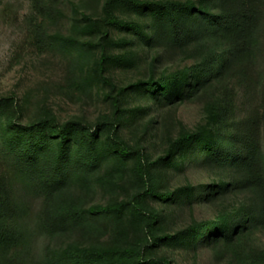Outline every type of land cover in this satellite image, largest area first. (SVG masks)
Segmentation results:
<instances>
[{
    "label": "trees",
    "instance_id": "1",
    "mask_svg": "<svg viewBox=\"0 0 264 264\" xmlns=\"http://www.w3.org/2000/svg\"><path fill=\"white\" fill-rule=\"evenodd\" d=\"M62 1L33 3L49 23L64 17ZM100 4L89 13L73 3L69 34L39 24L37 38L76 53L77 87L102 94L108 112L63 119L43 105L25 119L14 96L0 98V264H22L34 233L23 195L40 200L34 228L57 245L44 264H178V253L206 247L224 264H264L254 241L264 233V123L235 122L216 104L194 130L159 121L161 107L246 77L264 57V0ZM140 65L117 85L116 69ZM191 170L211 182L173 185ZM199 206L210 215L197 218ZM183 212L190 221L178 226Z\"/></svg>",
    "mask_w": 264,
    "mask_h": 264
},
{
    "label": "rangeland",
    "instance_id": "2",
    "mask_svg": "<svg viewBox=\"0 0 264 264\" xmlns=\"http://www.w3.org/2000/svg\"><path fill=\"white\" fill-rule=\"evenodd\" d=\"M73 3L89 13L99 11L101 5L100 0H63L64 17L47 23L43 15L35 10L33 0H0V98L14 96L25 107V119L31 118L43 105L53 107L63 119L82 116L95 120L99 114L110 110V104L102 94L94 92L87 95L77 87V55L73 50L43 46L38 42L39 24H44L50 34L70 33L72 18L75 17ZM249 68L246 77L237 74L195 99L161 107V126L181 121L194 130L206 122L209 108L216 104L228 109L233 121L247 120L261 129L264 123V57H259ZM143 70L141 65L126 71L116 69L113 77L117 85H127L139 78ZM154 144L153 153L157 155L165 145L160 139ZM188 180L198 186L210 183L211 176L205 170H191L177 178L173 185L179 186ZM23 197L29 206L27 222L34 233L27 249L22 250V264H44L47 249L57 245L34 228L40 200L33 196ZM194 215L201 219L209 216L210 211L199 206L195 208ZM190 216L189 212H183L177 221L178 226L189 222ZM254 241L263 245L264 233H257ZM176 262L224 264L209 247L201 249L196 256L178 253Z\"/></svg>",
    "mask_w": 264,
    "mask_h": 264
}]
</instances>
